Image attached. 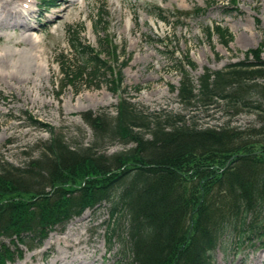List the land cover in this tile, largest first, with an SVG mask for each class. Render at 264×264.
Instances as JSON below:
<instances>
[{"label":"trees","instance_id":"trees-1","mask_svg":"<svg viewBox=\"0 0 264 264\" xmlns=\"http://www.w3.org/2000/svg\"><path fill=\"white\" fill-rule=\"evenodd\" d=\"M79 29L70 31V46L80 59L60 66V91L98 86L100 76L120 89L129 59L119 61L112 39L98 49L83 43ZM213 31L229 43L227 29L207 28V36ZM248 58L205 67L196 83L187 69L195 64L172 59L181 74L172 90L187 112L150 111L120 97L114 115L82 114L93 133L86 145L30 116L50 136L22 166L0 159V264L21 256L20 245L41 247L88 208L105 209L109 249L117 244L118 260L128 264H215L227 239L264 246V59ZM201 108L255 119L242 128L229 120L202 126L191 114ZM113 142L129 147L106 153Z\"/></svg>","mask_w":264,"mask_h":264},{"label":"rangeland","instance_id":"rangeland-1","mask_svg":"<svg viewBox=\"0 0 264 264\" xmlns=\"http://www.w3.org/2000/svg\"><path fill=\"white\" fill-rule=\"evenodd\" d=\"M24 1H9L10 9L24 12L23 25L0 19V159L18 166L37 157L39 142L50 136L45 128L32 124L30 116L61 131L72 145H86L93 133L82 114L114 115L120 97L150 111L186 113L172 90L181 75L172 59L187 56L195 64L194 69L186 67L194 83L205 67L221 69L247 55L248 60L256 55L264 59V0H54L59 5L46 13L40 12L41 0ZM1 3L0 10L5 11ZM215 26L227 29V45L221 33L207 36L206 29ZM73 29L80 30L83 43L96 49L100 41L112 39L119 61L129 59L122 68L120 89L100 76L98 86L82 83L78 92L70 85L60 91V66L80 59L70 46ZM192 113L202 126L229 120L242 128L255 119L245 111L226 115L218 108ZM124 147L129 145L113 142L105 150L111 154ZM106 219L104 208H88L63 228L50 231L41 247L29 250L20 245L23 254L16 253L8 264H128L118 260L117 244L109 249ZM214 260L215 264H264V246L227 239L216 248Z\"/></svg>","mask_w":264,"mask_h":264},{"label":"bare ground","instance_id":"bare-ground-1","mask_svg":"<svg viewBox=\"0 0 264 264\" xmlns=\"http://www.w3.org/2000/svg\"><path fill=\"white\" fill-rule=\"evenodd\" d=\"M10 0H0V3H1V7H4V10L5 11H2L0 10V19L1 20H6V21H10V22H13L15 24H20V25H23L24 24V21L22 20V18L24 19V12L22 11H18L16 8L15 9H10L9 8V3ZM16 2V1H15ZM23 2V1H22ZM6 6V7H5ZM15 6V5H14ZM14 12V13H13ZM4 13V14H2ZM72 229V228H71ZM71 231V230H70ZM77 234V233H76ZM73 237V236H72ZM80 237V236H79ZM74 238V237H73ZM66 239V238H65ZM69 241V240H68ZM81 241V240H80ZM76 243V242H75ZM67 245H70V243H68ZM66 245V246H67ZM71 246V245H70ZM82 247V246H81ZM85 247V246H84ZM87 248V247H86ZM87 250V249H86ZM91 255V254H90Z\"/></svg>","mask_w":264,"mask_h":264}]
</instances>
